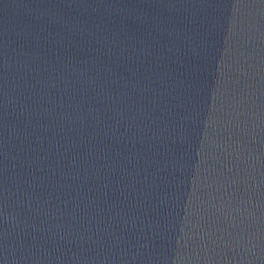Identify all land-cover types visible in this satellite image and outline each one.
<instances>
[{"label": "water", "instance_id": "95a60500", "mask_svg": "<svg viewBox=\"0 0 264 264\" xmlns=\"http://www.w3.org/2000/svg\"><path fill=\"white\" fill-rule=\"evenodd\" d=\"M0 264H264V0H0Z\"/></svg>", "mask_w": 264, "mask_h": 264}]
</instances>
